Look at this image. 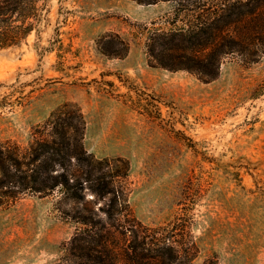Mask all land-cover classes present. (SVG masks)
Instances as JSON below:
<instances>
[{
    "label": "rangeland",
    "instance_id": "rangeland-1",
    "mask_svg": "<svg viewBox=\"0 0 264 264\" xmlns=\"http://www.w3.org/2000/svg\"><path fill=\"white\" fill-rule=\"evenodd\" d=\"M153 4L49 0L21 45L0 49V139L27 146L37 124L74 102L85 150L108 159L94 173L129 164L115 182L124 201L113 208L88 188L82 201L56 190L0 207V264L59 261L81 226L62 211L106 218L109 208L124 225L114 234L119 264L126 244L145 234L195 246L189 264H264V52L241 40L209 81L147 52L152 31L202 20L217 26L226 17L239 37L233 20L242 13L245 27L247 8L241 0ZM107 34L126 42L124 56L101 51Z\"/></svg>",
    "mask_w": 264,
    "mask_h": 264
},
{
    "label": "trees",
    "instance_id": "trees-1",
    "mask_svg": "<svg viewBox=\"0 0 264 264\" xmlns=\"http://www.w3.org/2000/svg\"><path fill=\"white\" fill-rule=\"evenodd\" d=\"M48 1L0 0V49L21 45L40 21ZM135 1L153 4L158 0ZM241 1L247 8L244 11L247 25H240L242 13L234 17L233 23H239L238 32L242 35L237 37L231 33L228 29L231 21L226 17L217 26L212 20H202L178 31L154 30L147 44L151 61L169 69H185L209 81L218 76L224 56L243 50L241 40L260 46L264 52V0ZM104 37L108 41L101 47L103 53L126 54V42L118 35ZM85 128V116L78 104L64 102L34 127L27 146L0 139V207H10L27 195L45 196L56 190L67 200L82 201L85 188L100 198L109 195L111 208L121 204L123 191L115 182L119 177L126 178L129 164L126 162L122 170H110L108 175L94 173V164L104 165L108 159H98L85 150ZM106 212L104 218L93 211L70 214L63 210V218H70L81 226L63 244L64 254L53 264H119L114 234H122L124 225L110 208ZM174 242L169 235L145 234L140 241L134 238L126 244L123 259L125 264H189L195 256V246L180 249Z\"/></svg>",
    "mask_w": 264,
    "mask_h": 264
},
{
    "label": "crops",
    "instance_id": "crops-1",
    "mask_svg": "<svg viewBox=\"0 0 264 264\" xmlns=\"http://www.w3.org/2000/svg\"><path fill=\"white\" fill-rule=\"evenodd\" d=\"M151 5H154V4H151Z\"/></svg>",
    "mask_w": 264,
    "mask_h": 264
}]
</instances>
